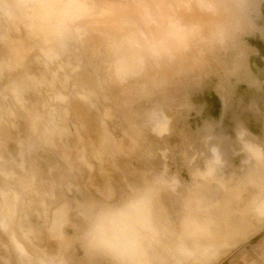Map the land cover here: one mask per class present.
Instances as JSON below:
<instances>
[{"label": "rangeland", "instance_id": "obj_1", "mask_svg": "<svg viewBox=\"0 0 264 264\" xmlns=\"http://www.w3.org/2000/svg\"><path fill=\"white\" fill-rule=\"evenodd\" d=\"M258 26L264 0H0V188L28 185L38 171V194L23 196L17 226L35 257L129 264L113 252L119 238L99 251L87 245L105 211L125 208L136 225L162 208L157 248L144 253L153 264L220 256L215 264H223L249 246L264 229V166L244 148L264 143L239 123L254 117V76L264 71L263 46L249 61L244 43ZM232 82L240 104L226 106ZM190 109L194 129L167 137L172 114L185 120ZM31 112H40L35 131ZM166 116L171 129L159 135ZM207 122L213 134L198 138ZM214 147L223 159L218 178L198 177L189 197ZM1 200L0 191V211ZM65 201L71 223L59 245L47 229ZM0 264H19L1 231Z\"/></svg>", "mask_w": 264, "mask_h": 264}, {"label": "bare ground", "instance_id": "obj_2", "mask_svg": "<svg viewBox=\"0 0 264 264\" xmlns=\"http://www.w3.org/2000/svg\"><path fill=\"white\" fill-rule=\"evenodd\" d=\"M36 109V108H35ZM40 115V112L29 113V125L30 128L35 131L36 124H34L35 116ZM171 129V119L167 116L165 120L157 126L156 133L159 135H163L168 133ZM244 150L246 153L254 159L256 166H264V147L246 145ZM214 159L209 160L205 169L197 170L195 172V180L192 186L189 189V197L197 196V187L202 186L198 177L208 180V179H217L218 171L222 166V156L221 152L217 147H214L212 150ZM3 154L0 152V157ZM40 181V176L38 171H33L30 181L28 185L20 186L15 189L7 190L5 188H0L1 191V211L0 217L5 219V222H2L3 229L0 230L1 233L6 237V241L8 245L12 248L13 253L17 257L18 263L23 264L22 260H27L32 264H49L47 263L42 256L35 257V255L40 254L36 253L35 255L29 250L28 246L24 239H22L19 231H18V220L20 212H22V198L28 191H32L33 193L38 194V184ZM242 181H239L241 183ZM167 185H171L174 190H176V183H167ZM150 202L154 204L155 199L150 198ZM155 205V204H154ZM74 206V205H73ZM69 203L67 201L64 202L61 206H59L52 214V222L51 225L48 226V236L55 240L59 245L65 244L68 240V237L65 233V227L71 223L70 219V211H69ZM150 208V207H148ZM162 210V208L154 207L146 212L147 220L139 225H136V216L134 213L127 208L123 209V214L118 212L105 211L106 216L104 218L99 219V221L95 224V234L92 235V242H88L89 250H101L104 246L112 244L114 238H119V243L121 244V249L114 248L113 252L121 257L124 261V257L127 254L129 264H152L154 258L147 256L145 250L151 252L155 249V244L153 242L155 236L157 234L158 228L156 225V220L158 218H154L158 215V211ZM125 214L128 215L127 221L124 223L123 217ZM7 224V226L5 225ZM115 225V229L112 230V225ZM146 227V235H142L140 233L141 227ZM164 231V230H163ZM99 232V233H98ZM103 235H98V234ZM159 234V232H158ZM159 239V238H158ZM49 240V239H48ZM96 243V245H95ZM157 248V247H156ZM141 255H139V252ZM119 257V258H120ZM56 261V260H55ZM57 264H64L60 262V257L57 261Z\"/></svg>", "mask_w": 264, "mask_h": 264}, {"label": "crops", "instance_id": "obj_3", "mask_svg": "<svg viewBox=\"0 0 264 264\" xmlns=\"http://www.w3.org/2000/svg\"><path fill=\"white\" fill-rule=\"evenodd\" d=\"M250 38L251 39H247L244 42L246 44V46L248 47V49H250V52L248 53V60L249 61H251V59L253 57H255L257 54H259V49L257 51H255L253 48L254 46H255V48L257 46H263V50H264V26H261V27L258 26V29H256L255 33L250 35ZM263 75H264V71H258L256 73V75L254 76V78H256L258 80L257 89H259V90H257V89L254 90V92L251 96V99H250L251 100L250 101L251 106H250L249 111L252 113V115L254 117H251L249 119V121L244 120V121H242V123H239V127L242 126L243 128H246V130H248L251 133V135H252L251 137L256 138V140H254L252 138L251 139L255 143H258V144L264 143V83H261V80L264 79V78H262ZM230 87H231V90L229 88L228 89L226 88L224 90L225 91L224 96H225V101H226L225 104H226V106H227V104L229 106V104L231 103L233 105L235 104V106H236V104H240V101H236V100H234V98L238 97V96H236L238 94L236 91H239L240 87H239L238 82H232ZM189 99L191 101L190 106L192 105V107H193V104H192L193 100L190 97H189ZM223 102H224V100H223ZM227 110H228V108H227ZM256 110H257V113H256ZM192 111H193L192 109H190L188 113L186 111V114H189V115L186 116L185 120L182 119L184 117L183 115L178 117L177 115H175L176 113L172 114V116H174L173 128H172L171 134L167 137L171 138V136L177 130L178 131L183 130L184 132H188L189 131L188 128L194 129V127L192 125ZM211 127H212L211 122H207L206 124L204 123L202 125V128H199V130H197V132H196L198 134L197 137L203 138L205 136H211L213 134V130H214ZM221 127H222V131L224 132V126H222V124H221ZM239 127H237V128H239ZM208 134H210V135H208ZM215 141L216 142H214V144H212V145L219 146L221 152L223 153V150H222L223 148H221V146H220L221 144L218 143V140H215ZM209 152H210V150H209ZM248 239H246L245 242H243V243L251 242L249 244V246L245 250H241L239 252V254L234 257L233 261L226 262L223 264H264V229L262 228L259 232L254 234L249 240ZM217 254H219V253H217ZM214 255H216V253H214ZM219 258L215 262H217L219 260ZM179 260H180L179 264H200V262H204L205 264H210L207 261V258L201 259L200 262H195V263L192 262V260H193L192 257H190V258L185 257V263H183L181 259H179ZM215 262L213 264H215ZM174 264H176V263H174Z\"/></svg>", "mask_w": 264, "mask_h": 264}]
</instances>
